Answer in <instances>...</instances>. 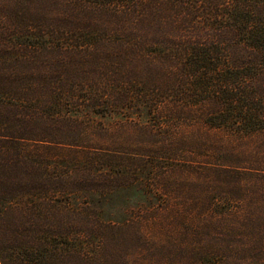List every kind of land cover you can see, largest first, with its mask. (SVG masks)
Listing matches in <instances>:
<instances>
[{"label": "trees", "instance_id": "obj_1", "mask_svg": "<svg viewBox=\"0 0 264 264\" xmlns=\"http://www.w3.org/2000/svg\"><path fill=\"white\" fill-rule=\"evenodd\" d=\"M121 113L154 122L138 139L168 117L264 145V0H0V264H130L150 197L92 119ZM204 215L264 264L253 211Z\"/></svg>", "mask_w": 264, "mask_h": 264}, {"label": "rangeland", "instance_id": "obj_2", "mask_svg": "<svg viewBox=\"0 0 264 264\" xmlns=\"http://www.w3.org/2000/svg\"><path fill=\"white\" fill-rule=\"evenodd\" d=\"M132 116L121 113L113 118L99 114L92 117L97 126L101 127L99 122L105 124L112 134L106 143H111V149L123 151L134 185L144 188V195L150 197L151 207L143 210L141 218H147L153 230L144 243H137L140 246L131 253L130 264H237L240 255L219 248L217 232L204 220V213L231 208L239 215L253 211L259 220L257 227L264 230V170H254L264 169V145H258L257 138L202 128L193 120H183L182 126L175 129L180 123H168V117L160 120L165 122L168 135L138 139L135 134L139 126L146 124L143 130L156 127L152 121L144 123L142 118ZM239 146L246 147V155L237 154L239 149L231 152ZM223 155L233 158L225 160ZM140 196L133 191L127 197ZM212 198L218 205L206 207ZM119 203L114 199L112 205ZM128 204L137 206L134 200H128Z\"/></svg>", "mask_w": 264, "mask_h": 264}]
</instances>
